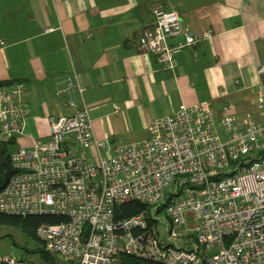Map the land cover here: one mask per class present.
Here are the masks:
<instances>
[{
  "label": "built area",
  "instance_id": "obj_1",
  "mask_svg": "<svg viewBox=\"0 0 264 264\" xmlns=\"http://www.w3.org/2000/svg\"><path fill=\"white\" fill-rule=\"evenodd\" d=\"M153 14L139 49L173 68L175 55L200 37L177 10ZM256 72L261 79L264 65ZM66 89L83 93L72 78ZM24 91L23 81L0 85V144L26 136ZM68 107L49 117L47 138L28 135V145L9 151L11 172L0 189V213L50 219L36 230L48 252L74 264H116L122 255L161 264H264V121L251 113L219 119L204 101L155 119L148 139L114 147L95 136L86 105L71 98ZM132 202L145 209L124 216L121 206ZM163 210L165 236L156 216ZM0 264L33 262L5 256Z\"/></svg>",
  "mask_w": 264,
  "mask_h": 264
},
{
  "label": "crops",
  "instance_id": "obj_2",
  "mask_svg": "<svg viewBox=\"0 0 264 264\" xmlns=\"http://www.w3.org/2000/svg\"><path fill=\"white\" fill-rule=\"evenodd\" d=\"M156 8L177 10L200 37L173 68L139 49ZM0 40V83L23 81L30 108L15 148L28 135L47 138L49 117L67 113L71 98L114 147L148 139L155 119L204 101L219 119L264 121V0H0ZM68 78L82 94L66 89Z\"/></svg>",
  "mask_w": 264,
  "mask_h": 264
},
{
  "label": "rangeland",
  "instance_id": "obj_3",
  "mask_svg": "<svg viewBox=\"0 0 264 264\" xmlns=\"http://www.w3.org/2000/svg\"><path fill=\"white\" fill-rule=\"evenodd\" d=\"M217 128L221 138L224 140L225 135L219 120H217ZM13 149H15V147L11 145L9 150L11 151ZM156 216L160 219V235L165 236L168 227L165 211L163 210L157 213ZM176 244L180 246L182 242L176 241ZM37 248L38 241L34 237L28 238L19 226L0 221V257L14 256L23 258L26 261H31L33 264H74L49 252L50 257L47 253L38 251ZM42 250L48 252L45 248H42Z\"/></svg>",
  "mask_w": 264,
  "mask_h": 264
},
{
  "label": "trees",
  "instance_id": "obj_4",
  "mask_svg": "<svg viewBox=\"0 0 264 264\" xmlns=\"http://www.w3.org/2000/svg\"><path fill=\"white\" fill-rule=\"evenodd\" d=\"M9 147L10 146L6 143L0 144L1 152L4 157V160L7 162L9 166V174H10L11 166H10ZM5 171L6 169L4 163L0 157V189L5 185ZM121 209L123 210L124 216L128 217L143 211L145 209V206L140 203L132 202V203L124 204L123 206H121ZM0 221L15 226H19L28 238L34 237L38 241V248H37L38 251H41L42 253H47L50 256L49 252L42 250V248H44V244L38 239L36 235L37 227L44 221H50L49 218H43V217L21 218L16 216H8L0 213ZM116 264H161V263L147 261L137 257L122 255L119 257Z\"/></svg>",
  "mask_w": 264,
  "mask_h": 264
},
{
  "label": "water",
  "instance_id": "obj_5",
  "mask_svg": "<svg viewBox=\"0 0 264 264\" xmlns=\"http://www.w3.org/2000/svg\"><path fill=\"white\" fill-rule=\"evenodd\" d=\"M0 157L3 161L5 169H6V171H5V183H6L8 180V177H9V166H8L7 162L4 160V157H3L2 152H1V148H0Z\"/></svg>",
  "mask_w": 264,
  "mask_h": 264
}]
</instances>
